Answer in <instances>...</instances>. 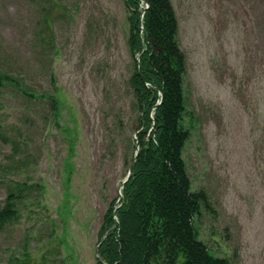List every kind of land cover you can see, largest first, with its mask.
Instances as JSON below:
<instances>
[{"label":"rangeland","instance_id":"obj_1","mask_svg":"<svg viewBox=\"0 0 264 264\" xmlns=\"http://www.w3.org/2000/svg\"><path fill=\"white\" fill-rule=\"evenodd\" d=\"M171 3L182 157L208 195L197 238L231 264H264V0ZM130 15L124 0H0V71L17 83L0 85V204L9 181L35 185L0 229V264L96 263L140 128Z\"/></svg>","mask_w":264,"mask_h":264},{"label":"trees","instance_id":"obj_2","mask_svg":"<svg viewBox=\"0 0 264 264\" xmlns=\"http://www.w3.org/2000/svg\"><path fill=\"white\" fill-rule=\"evenodd\" d=\"M124 1L131 8L129 47L135 67L128 85L140 109L134 153L136 143L139 150L120 199L118 194L103 216L95 264H231L209 251L193 225L194 216L208 205V195L192 190L182 157L188 138L182 127L186 59L176 41L178 20L171 0H147L141 26L146 0ZM3 82L17 84L0 71ZM12 151L8 159L13 161L17 152ZM34 195V184L9 181L0 204V229L17 219Z\"/></svg>","mask_w":264,"mask_h":264},{"label":"water","instance_id":"obj_3","mask_svg":"<svg viewBox=\"0 0 264 264\" xmlns=\"http://www.w3.org/2000/svg\"><path fill=\"white\" fill-rule=\"evenodd\" d=\"M144 7H143V10L141 11V14H140V26H141V19H142V16H143V13H144V10L148 7V4L149 2L146 0L144 1ZM137 60H138V56H136ZM138 150H139V145L138 143H136V149H135V153H134V158H133V161L131 163V165L129 166L128 168V171H127V174L126 176L124 177V179L122 180L121 184H120V188H119V199L121 197V189L123 188L125 182L128 180V178L130 177L131 175V172H132V169H133V166L135 164V160L138 156Z\"/></svg>","mask_w":264,"mask_h":264}]
</instances>
